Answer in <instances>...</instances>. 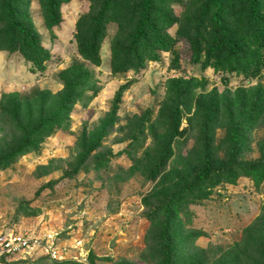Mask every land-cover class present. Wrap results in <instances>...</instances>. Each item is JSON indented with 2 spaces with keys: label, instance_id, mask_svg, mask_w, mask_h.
<instances>
[{
  "label": "rangeland",
  "instance_id": "rangeland-1",
  "mask_svg": "<svg viewBox=\"0 0 264 264\" xmlns=\"http://www.w3.org/2000/svg\"><path fill=\"white\" fill-rule=\"evenodd\" d=\"M260 2L264 7V0ZM90 4L89 0L62 4V23L52 33L44 26L38 0H29L28 14L50 54L45 71L34 69L19 53L0 52V78H5L0 80V98L11 93L57 94L66 79L75 81V76L81 77L82 95L61 129L45 138L38 150L0 170V233L56 234L69 264H157L153 257L162 247L166 224L173 264L256 260V243L240 245L242 256L234 248L264 216V148H259L264 120L244 126L248 150L236 156L233 165L227 129L207 121L205 132L201 115L189 120L216 92L233 94L241 89L246 97L260 95L264 100V61L247 55L215 70L204 53L192 62L190 46L178 42L168 52L155 46L149 55L157 54L158 60L145 59L138 70L115 73L113 24L106 26L100 64L79 56L76 24ZM170 8L174 18L184 11L179 4ZM177 30L172 24L165 34L175 39ZM174 79L185 83L175 87L170 82ZM166 115L173 117L168 130ZM205 137L211 174L200 179L205 156L199 149ZM85 149L91 150L84 158ZM159 152L167 155L160 169L153 165ZM251 163H261L260 170H253ZM78 166V172L68 177ZM168 204L171 212L165 216ZM39 255L10 264L65 263Z\"/></svg>",
  "mask_w": 264,
  "mask_h": 264
},
{
  "label": "trees",
  "instance_id": "trees-1",
  "mask_svg": "<svg viewBox=\"0 0 264 264\" xmlns=\"http://www.w3.org/2000/svg\"><path fill=\"white\" fill-rule=\"evenodd\" d=\"M69 1L38 0L42 20L48 31L53 33V30L60 26L62 23L60 7ZM28 2L29 0H0V52L19 53L34 69L43 72L46 70L44 63L48 61L50 54L41 45L38 32L28 14ZM89 2L91 3L89 12L81 16L76 24L74 39L79 56L85 62L100 64L99 53L106 34V26L113 24L117 27L112 40L114 56L111 66L115 73L129 69L138 70L143 66L145 59L158 60L157 54L156 57L149 55L154 52L155 46L168 52L170 47L178 42L190 46L192 62L197 63L204 53L206 62L215 70H223L230 64V60L237 62L239 58H245L247 55L251 57L250 60L255 57L256 60L264 61L262 16L264 7L260 0H187V2L89 0ZM171 4H179L184 8L180 18H174ZM172 24L178 27L175 39L165 34L166 26ZM75 77V81L66 79L64 89L57 94L40 91L27 97L15 93L1 96L0 133L3 135L0 137V170L8 168L10 163L27 152L38 150L45 138L65 125L73 106L82 98L78 92L81 77ZM170 82L176 83V79ZM177 83L175 87L185 82L182 80ZM207 101L196 108L189 121H195L198 115H201L205 132L209 125L207 121L220 123L222 128H226V143L230 148L229 163L233 165L237 161L236 156L243 154L248 148L244 138V126L264 120V100H261L260 95L257 98L246 97L244 91L240 89L233 94L216 92L211 94ZM171 119L173 117L164 116L166 130L169 129L168 122ZM151 125L155 126V123ZM209 145L205 137V142L199 149L202 157L207 154ZM259 145L260 150L264 148V140ZM90 150L85 149L84 158L89 155ZM166 160L167 155L159 152L153 165L160 169L159 164ZM203 161V168L198 174L200 179L211 174V164L206 156ZM251 164L253 170H260L261 163ZM78 170L79 166L68 177L75 175ZM170 212L171 206L168 204L164 207V215L168 216ZM261 221L262 226L259 228L257 223ZM257 223L246 230L248 238L243 243L236 244L234 251L240 254L238 249L240 245L254 242L258 246L256 249L258 257L254 261L245 258L244 262L238 264L245 262L264 264V216L257 220ZM162 236H164L162 247L154 253L153 259L157 264H173L170 227L166 224ZM229 255L228 253L224 259ZM241 256L237 259L241 260ZM47 260L51 261L48 258ZM186 261L179 264H195Z\"/></svg>",
  "mask_w": 264,
  "mask_h": 264
},
{
  "label": "built area",
  "instance_id": "built-area-1",
  "mask_svg": "<svg viewBox=\"0 0 264 264\" xmlns=\"http://www.w3.org/2000/svg\"><path fill=\"white\" fill-rule=\"evenodd\" d=\"M56 234H44L39 237L21 235L12 231L0 233V264H10L19 259H27L41 254L53 262H65L69 259L65 247L58 243ZM77 261L76 258H73Z\"/></svg>",
  "mask_w": 264,
  "mask_h": 264
},
{
  "label": "crops",
  "instance_id": "crops-1",
  "mask_svg": "<svg viewBox=\"0 0 264 264\" xmlns=\"http://www.w3.org/2000/svg\"><path fill=\"white\" fill-rule=\"evenodd\" d=\"M1 78H3V80H5V78H4V77H1ZM1 78H0V80H2ZM2 82H3V81H2ZM3 83H6V82H3Z\"/></svg>",
  "mask_w": 264,
  "mask_h": 264
},
{
  "label": "clouds",
  "instance_id": "clouds-1",
  "mask_svg": "<svg viewBox=\"0 0 264 264\" xmlns=\"http://www.w3.org/2000/svg\"><path fill=\"white\" fill-rule=\"evenodd\" d=\"M57 263V262H56Z\"/></svg>",
  "mask_w": 264,
  "mask_h": 264
}]
</instances>
